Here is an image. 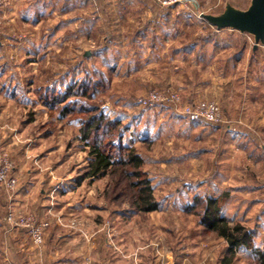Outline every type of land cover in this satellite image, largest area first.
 Listing matches in <instances>:
<instances>
[{"label":"rangeland","instance_id":"rangeland-1","mask_svg":"<svg viewBox=\"0 0 264 264\" xmlns=\"http://www.w3.org/2000/svg\"><path fill=\"white\" fill-rule=\"evenodd\" d=\"M226 4L246 10L250 0H0V156L9 157L25 193L18 210L12 201L7 210L49 224L38 248L25 229L6 224L5 213L3 247L14 259L67 249L75 238L81 257L98 247L109 257L133 248L166 251L176 264H224L227 243L199 224L194 203L224 194L230 226H247L264 250L260 149L255 163L249 149L226 148L223 131L256 127L221 102L235 96L241 109L244 96H264V45L253 50L252 36L216 30L200 17L219 15ZM61 96L127 128L123 142L142 157L158 210L134 212L135 191L119 173L84 179L82 115L63 119L45 106L46 99L65 105ZM210 104L219 123L185 114ZM229 264L257 263L238 250Z\"/></svg>","mask_w":264,"mask_h":264},{"label":"trees","instance_id":"trees-1","mask_svg":"<svg viewBox=\"0 0 264 264\" xmlns=\"http://www.w3.org/2000/svg\"><path fill=\"white\" fill-rule=\"evenodd\" d=\"M66 98L61 96V101L66 103L63 106H55L54 102L52 104L47 99L45 106H48L51 111L59 110L61 118L75 112L82 115L79 119L80 140L84 143L89 157L84 179L93 181L107 176L110 172L119 173L123 176L125 187L135 191L131 202L134 212L151 213L158 210L160 203L155 199L151 181L143 171L142 157L134 147L123 142L122 132L127 128L122 127L119 120H111L107 114L96 107L80 104L81 106L76 108L77 102L70 103L66 101ZM129 179L132 180L127 183ZM226 196L224 194L202 199L195 198V205L201 206L197 214L199 224L205 231L213 232L227 243L224 264H229L238 250L250 251L257 264H264V250L254 246L252 230L241 223L230 226L228 217L224 213Z\"/></svg>","mask_w":264,"mask_h":264},{"label":"crops","instance_id":"crops-1","mask_svg":"<svg viewBox=\"0 0 264 264\" xmlns=\"http://www.w3.org/2000/svg\"><path fill=\"white\" fill-rule=\"evenodd\" d=\"M251 85V84H250ZM254 85V83H252ZM258 85H261L258 83ZM263 85V86H262ZM260 87H263L264 90V83ZM228 97V96H227ZM243 102V108H239L238 102L240 99L235 98V96H229L224 101H221L227 110V107L230 109V116H242L244 122L247 124L254 125L256 127V130H250V132L246 131L245 133L242 132H234V130L226 129L223 130L226 134V142L225 147H232L233 145L249 149V157L254 158L255 161V155L258 157V149L259 151V157L260 159H257L256 161L259 162L261 168H264V146L261 144L260 140L264 137V96H244ZM233 109H237L235 113H233ZM240 109V110H239ZM240 113V115L238 114ZM255 136H254V134ZM231 137V138H230ZM230 138V139H229ZM255 161V163H256ZM251 162V161H250ZM251 165V164H250ZM258 189L264 191V186H260ZM20 189H18L13 197L12 200V206L13 208L18 210L17 205H19L21 202L24 201V195L25 193L21 191L22 195L20 194ZM22 196V197H21ZM21 199V200H20ZM8 200L6 196L3 194L0 195V260L3 261L10 260L13 264H176L171 260L170 254L168 252H163V254H158V256H155L154 254H148V253H139L136 254L133 250V248H129L131 252H128L127 250L121 252V253H115V255L112 257L105 253H98V248L94 249V251H97V253H87L84 254L82 257L79 256L78 253H76L74 250L76 249V246H74V240L73 239H66V243L68 244L67 249L62 248L63 250H59L61 247H51L50 252H44L40 254H28L25 253L23 260H19V262L14 259L11 256V252H6L5 246L7 243V240H5V235L3 233L4 227L2 225V221L4 218V215L6 213L8 205ZM2 220V221H1ZM120 236V234H118ZM121 237V236H120ZM11 239V238H10ZM72 240V241H71ZM71 242V244L69 243ZM122 241V240H121ZM120 241V247L122 248V242ZM16 245V241H13ZM71 245V246H70ZM70 246V247H69ZM52 248H54L52 250ZM121 250V251H122ZM66 251V252H65ZM100 252V251H99Z\"/></svg>","mask_w":264,"mask_h":264},{"label":"built area","instance_id":"built-area-1","mask_svg":"<svg viewBox=\"0 0 264 264\" xmlns=\"http://www.w3.org/2000/svg\"><path fill=\"white\" fill-rule=\"evenodd\" d=\"M153 101L159 100V96L152 95ZM171 99V98H170ZM174 100H178L177 96H174ZM142 104H147V100H139ZM203 108V107H202ZM186 116L190 120H198L200 117L206 118L213 123H219L221 121V113L219 108L215 104H210L207 109H200L199 111L186 110ZM264 146V144H263ZM19 186V180L13 174L12 164L9 157L6 154L0 156V194L6 195L8 201H12L14 194ZM5 222L8 226H14L23 228L27 231L32 244L35 247L40 248L45 240L46 230L49 228V224L45 221H36L33 218H29L22 215H16V213L8 209L5 215Z\"/></svg>","mask_w":264,"mask_h":264},{"label":"water","instance_id":"water-1","mask_svg":"<svg viewBox=\"0 0 264 264\" xmlns=\"http://www.w3.org/2000/svg\"><path fill=\"white\" fill-rule=\"evenodd\" d=\"M200 17L216 30L232 29L252 36L253 50L264 45V0H250L246 10L226 4L221 14H201Z\"/></svg>","mask_w":264,"mask_h":264}]
</instances>
